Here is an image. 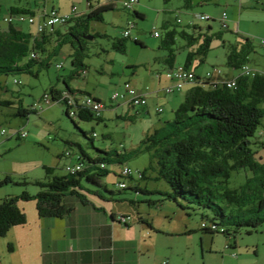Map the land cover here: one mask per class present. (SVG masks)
<instances>
[{
  "label": "rangeland",
  "instance_id": "rangeland-1",
  "mask_svg": "<svg viewBox=\"0 0 264 264\" xmlns=\"http://www.w3.org/2000/svg\"><path fill=\"white\" fill-rule=\"evenodd\" d=\"M106 1L95 0L93 3L104 4ZM125 1H114V8L104 14L103 20L90 23L89 37H84L85 45L82 48L78 42L77 48H74L71 42H61L55 47L46 46V50L41 51V58L30 66L32 72L20 70L0 76V82L4 86L0 88V98L16 102L20 98L23 105L29 107L38 102L41 96L49 93L52 85L64 87L63 76L68 77L71 68H74L73 53L79 50L84 55L82 60L88 71L83 77H75L71 85L75 88L81 86V90L100 98L106 106L103 110L105 118L101 121H85L78 116H74L72 120L66 113V105L56 101L41 102L37 106L38 111L32 112L27 120L14 115L11 107L1 106L0 131L5 129L6 133L0 134V181L9 175L13 182L0 186V204L8 195L15 196L23 190L36 194L42 190L34 183L36 179L45 181L53 174H68L65 167L72 159L65 156V153L74 154L73 158L76 160L82 153V146L84 152L92 157L99 154L110 158L106 163L110 172L100 178L102 185L89 183L83 178V193L108 209L122 208L126 211L127 214L124 215L130 217V235L140 236L142 232L147 233L149 237L144 239L147 242L154 237L153 245L146 253L148 264H164L168 261L171 264H264V224L251 232L241 227L236 235L200 229L202 220L210 221L213 212L186 198L181 197L178 201L171 199L169 194H172L173 190L170 184L164 178H159L156 169L150 167L153 164L152 156L144 150V140L164 126L162 120L174 119V111L183 102L190 87L186 85L181 91L167 94L166 97L178 98L179 102L174 104L172 100L161 113L157 108L158 112L153 111L150 114L136 111L124 113L117 105L123 104V99L112 100L114 91L125 90V83L129 78L133 79V82H130L135 88H142L144 84L152 86L150 79L157 78L159 73L155 63L157 57L167 52L160 48L165 33L169 29H176L178 32L185 29L193 33L194 27L190 26L193 23L190 22L194 21L197 26L206 30L211 26V29H208L210 35L215 34L206 61L199 63L195 70L192 68L195 73L205 76L207 72H213L215 69L229 71L230 67L226 64L228 47L223 43L226 41L227 45L236 44L243 41L244 37H249L255 45L254 52L251 53L253 60L249 65L264 71V47L261 44L262 39L264 40V0H191L188 6L185 0H141L129 9L123 7ZM0 3L4 19L13 5L29 8L35 12L36 20L45 17L54 7L64 11L69 9L71 12L74 6L78 14L87 9V0H0ZM137 8H140L141 11L138 12L144 13L145 17L136 15ZM199 12L209 14L213 19L205 21L195 18L194 15ZM224 12L227 13V19L223 18ZM59 13L65 14L60 11ZM23 16L25 19L22 20L20 15H14V25L20 29L23 26V30H29L34 36L37 28L29 22V13ZM131 22L136 25L131 28L129 37L125 39V51H116L111 47L112 40L123 39V33L130 29ZM64 23L57 25L56 29ZM2 24L4 27L8 26L6 21H2ZM224 24L228 28L224 27ZM155 29L159 31L158 36L153 34ZM54 31L55 29L43 35L54 36ZM217 33H220V37ZM135 38L144 45L136 43ZM178 40L185 41L179 35ZM70 53L72 55L69 56ZM27 58H22L20 65H24ZM177 58L179 62H185L186 50L178 51ZM59 64L62 65L61 68L58 67ZM15 80L20 82L15 83ZM260 130L261 136L264 137V117ZM21 131H26L27 137H17L16 134ZM94 133L97 136L94 137ZM252 146L264 157V150L260 146ZM97 148L103 152H99ZM117 153L124 154L122 162L116 161ZM59 160L61 162L57 165ZM124 165L133 170H142L146 178L122 176L119 172ZM49 166L54 168V173L48 172L46 167ZM249 174L244 168L233 171L228 185L232 189L238 188L247 180ZM24 180L28 183H21ZM138 181L143 187L148 185L149 193H139L135 207L129 206L127 202L103 200L96 193L97 190L101 191L110 198L111 190L119 192V182L129 186ZM125 192L135 193L130 191V188H126ZM23 202L27 204L28 210L36 205L34 199ZM141 215L149 217L154 228L143 226L142 230L138 226ZM227 226L228 224H225L220 227L225 229ZM226 244L233 247L228 249ZM1 247H5L7 251L8 240L5 237L0 238ZM18 247L14 256H5V264H42L44 253L38 245L32 250Z\"/></svg>",
  "mask_w": 264,
  "mask_h": 264
},
{
  "label": "trees",
  "instance_id": "trees-1",
  "mask_svg": "<svg viewBox=\"0 0 264 264\" xmlns=\"http://www.w3.org/2000/svg\"><path fill=\"white\" fill-rule=\"evenodd\" d=\"M93 1L95 0H87L88 10L72 16L61 25L62 30L58 27L55 29L53 35L56 37L58 46L61 42H71L72 46L77 48L76 43L78 42L82 48L85 45L84 37H89L90 23L103 20L104 14L114 8L113 2L116 0H107L104 4H94ZM185 1L187 6L191 4V0ZM1 13L0 3V76L20 70L32 72L29 68L41 58V51L46 50L42 44L48 35L42 33L33 36L28 31L15 26L13 21L8 22V26L4 28L2 24L4 18ZM26 13H29L31 17L35 14L27 7L13 5L9 8L8 16L13 17ZM136 15L145 17L138 11ZM192 25L190 26L194 27L193 33L185 29L181 32L169 29L165 33L160 48L167 51L163 57V63L168 66L169 71L179 66L190 69L193 62L199 64L206 61L215 34L210 35L208 29H211V26L206 30L197 24ZM178 35L185 41H179ZM216 35L220 37V33ZM128 37L112 40V48L116 51H125L127 46L125 39ZM243 39L236 44L227 45L226 41L223 43L228 47L226 64L231 71L236 72L220 70L222 76L220 81L196 73L197 77L193 83L189 84L192 86L185 93L183 102L174 111V119L167 120L164 126L155 130L144 140V150L152 156L153 164L150 167L156 169L158 177L164 178L173 190L169 197L175 201L181 197L186 198L196 202L200 207L210 209L213 217L210 221L203 219L202 222H205L206 226L200 229L214 233L224 232L229 235H236L241 227L251 232L264 224V157L252 146L256 144L264 150V137L261 136L262 131L260 130L264 117V71L256 69L258 72L252 76L242 73L245 64L250 66L253 60L251 53L255 49L249 37ZM135 42L144 45L137 38ZM181 50H186L185 62L176 64L177 53ZM32 52L36 54V57L30 58ZM24 57H28L27 62L20 65V60ZM73 57L74 68H71L68 77L63 76L65 88L59 89L56 85H52L49 93L46 94L49 95L50 102L65 104L66 113L71 116L72 120L74 116H78L79 119L85 121L92 119L101 121L103 110L106 108L105 103L84 90L74 89L70 84L75 77H83L88 71L87 65L83 63L84 55L81 51L76 50ZM75 66H81V68L78 67V69ZM232 79L235 82L234 86L228 85ZM3 87L0 82V88ZM43 96L38 101H41ZM85 96L94 97L102 102L103 108L98 110L87 106L86 103H81ZM70 99H73L74 103L71 104ZM32 105L24 106L20 98L17 102L0 98V107H11L14 115H19L26 120L32 112L38 111V108H31ZM16 135L20 137L19 134ZM93 136H97L96 133ZM80 148L82 153L75 161L82 164L79 171L68 172L61 176L53 174L45 181L36 179L34 183L42 189L36 194L23 190L18 195H8L3 199L0 204V237L6 235L12 227L27 223L28 216L19 206L23 200L34 199L39 216L53 218L69 215L73 211V208L65 201L67 196H75L84 204H92L83 193L85 189L83 178L89 183L102 185L100 178L110 172L106 167L110 158L99 154L92 157L84 152L82 146ZM97 150L103 152L98 148ZM71 155L70 152L65 153V156ZM124 157V154L117 153L116 161L122 162ZM46 168L49 173H54L53 167ZM240 168H244L250 174L238 188L232 189L228 181L233 171ZM137 170L140 175H123L122 171L119 173L128 178H146L142 170ZM8 182H13L9 175L0 181V186ZM16 183L20 184V182ZM21 183L27 184L28 182L24 180ZM96 193L99 196L103 194L98 190ZM111 193H114L113 190ZM225 224H228L225 229L220 227ZM228 246L233 247L231 244Z\"/></svg>",
  "mask_w": 264,
  "mask_h": 264
},
{
  "label": "crops",
  "instance_id": "crops-1",
  "mask_svg": "<svg viewBox=\"0 0 264 264\" xmlns=\"http://www.w3.org/2000/svg\"><path fill=\"white\" fill-rule=\"evenodd\" d=\"M140 1L141 0H139V2ZM87 10L88 6L86 10L80 13H84ZM138 10L141 11L140 8H137V11ZM59 11L61 13H67L70 10L65 9L64 11L59 8ZM141 14L145 16L144 13ZM197 14L198 13L194 15L195 18H197ZM39 20H41V18L38 20L35 19L31 24L35 25L37 28ZM190 23L196 24L195 21ZM21 29H24L23 26ZM58 29L62 30L63 27H58ZM28 32L32 34L29 30ZM35 35H37V31ZM57 44L56 37L48 35L42 45L44 49H46V46L54 45L55 47ZM164 56L165 54L161 57H157L155 62L156 65H158L156 68L159 70V73L157 74V78L154 77L150 79L153 85L144 84L145 86L142 85V88H137L148 93L147 105L133 106L130 102L123 99V104L117 105L120 107L119 109H123L124 113H133L136 111L138 113L144 112L150 114L153 111L156 112L158 106H162L164 109L172 100L174 104L179 102L178 98L166 97V87L175 84V82L172 78L168 77L169 69L168 66L163 63ZM176 64H183V62H179L177 58ZM197 65L198 62H193L190 68L195 70ZM229 72L235 73L233 70H229ZM127 81L133 82V79L129 78ZM55 85L59 89L65 88L58 84ZM187 86L191 88L192 85L188 84ZM72 87L74 89H82L81 86L78 88ZM102 117L103 119L105 118L104 112ZM167 120L165 119L162 121L165 124ZM73 155L74 154L70 156L72 159L70 163L77 160V157L75 160ZM60 162L59 160L57 165H59ZM124 188L125 189L119 187V192L116 191L111 193L110 198L104 194H100V197L103 200H112V202L116 203L127 202L129 206L135 207L139 200V193H149L148 185L143 187L139 181L129 186L126 185ZM126 188H130V191L135 193L131 192L128 194L125 192ZM90 200L92 204H84L75 196H67L65 201L68 206L73 208V211L69 215L57 218L40 217L35 206L28 210L27 204L23 202L24 200L21 201L19 206L24 209L28 216L27 223L25 225L14 226L6 235L1 236L8 240V248L7 251H5V247L0 248V264L6 263L5 256L7 254L14 256L17 253L16 248L18 246L32 250L36 245H38L44 253L42 264H148L149 260H147L148 257H146V253L150 251L154 237L147 242L144 240L149 237L147 233L142 232L140 236L135 234V236L130 235L129 229H131V224L128 226L123 225L115 218L117 214H127L126 211H123L122 208L108 209L104 204H98L93 201V199ZM138 226L141 229L143 226H147L149 229L154 228L149 217L143 215L140 216ZM168 264L171 263L168 261Z\"/></svg>",
  "mask_w": 264,
  "mask_h": 264
},
{
  "label": "built area",
  "instance_id": "built-area-1",
  "mask_svg": "<svg viewBox=\"0 0 264 264\" xmlns=\"http://www.w3.org/2000/svg\"><path fill=\"white\" fill-rule=\"evenodd\" d=\"M137 2H139V0H126L125 2H123V6L127 7V8H131L132 5L134 3H137ZM77 14L78 13H77L76 7H74V6H73L71 12L65 13V14H60L59 10L54 7L48 14L45 15V17H43V18H41V20H39V22L37 23V32H38V34L46 33V32H52L54 29H56L57 25H60L64 22H66L72 16H75ZM20 16L22 17V20L25 19L23 15H20ZM196 16L198 19L205 20V21L213 19L211 17V15L205 14V13H198ZM223 18L227 19V13L226 12L223 13ZM5 20L7 22L13 21L11 16H8ZM34 20H35L34 16L33 17L30 16L29 22L33 23ZM135 25H136L135 23L131 22L130 29L124 31V33H123L125 37L129 36L131 28H134ZM224 27H227V26L224 24ZM158 32L159 31H157L155 29L153 34L155 36H158L159 35ZM261 44L264 47V40L263 39L261 41ZM34 57H36L35 53H33L31 55V58H34ZM61 66L62 65H60V64L58 65V67H61ZM256 72H258V71L256 69H253L250 66H248V64H245L242 68V73L248 74L249 76L255 75ZM168 77L174 79L175 84L168 86L165 89V93H172L173 91L181 90V88L183 86H185L186 84L193 83L195 81V78L197 77V75L192 68L189 69V67L187 68L184 66H179L176 69L174 68L173 70L169 71ZM206 77H211V78L213 77L212 78L213 80H219L220 81L222 79L221 78L222 77L221 71L219 69H215L213 72L209 71V72H207ZM15 82H20V81L16 80ZM228 85H233V86L235 85V82L233 81V79L228 82ZM112 99H115V100L124 99V100H127L128 102H130L131 104H133L135 106L136 105H147V103H148V95L145 92H142L139 89L133 87L129 82L125 83V90L123 92L114 91V93L112 94ZM41 102L49 103L50 102L49 95L45 94L43 96V99L41 101L34 103L33 106H31V108H33V109L38 108L37 106ZM70 103L71 104L74 103L73 99H70ZM81 103H86L87 106H92L94 109H98V110L99 109L101 110L103 108V103L100 101H97L94 97H91V96H85L84 99L81 100ZM157 110L159 111V113H161L163 111V108L158 106ZM5 133H6L5 129H2L0 131L1 135H4ZM19 134H20L19 135L20 137H25V136L27 137L26 131H21V132H19ZM65 168L69 173H75L76 171H79L82 168V164L79 161L75 162V163H70V164L68 163ZM122 174L128 175V176H134V175H140V172L138 170L131 169L130 167H128V165H124L122 168ZM126 185L127 184L124 182L118 183V186L120 188H124V187H126ZM116 219L118 221H120V223L127 225V224H129L128 222L130 220V217H127V215H124V214H117ZM205 224H206L205 222H201L200 225H201V227H205L206 226ZM226 248L229 249L228 244H226ZM234 253L235 252H233V254ZM164 264H168V262H165Z\"/></svg>",
  "mask_w": 264,
  "mask_h": 264
},
{
  "label": "clouds",
  "instance_id": "clouds-1",
  "mask_svg": "<svg viewBox=\"0 0 264 264\" xmlns=\"http://www.w3.org/2000/svg\"><path fill=\"white\" fill-rule=\"evenodd\" d=\"M7 17H8V16H7ZM7 17H6V18H7ZM6 18H5V19H6ZM5 19H4V21H6ZM6 22H7V21H6ZM7 23H8V22H7Z\"/></svg>",
  "mask_w": 264,
  "mask_h": 264
},
{
  "label": "bare ground",
  "instance_id": "bare-ground-1",
  "mask_svg": "<svg viewBox=\"0 0 264 264\" xmlns=\"http://www.w3.org/2000/svg\"><path fill=\"white\" fill-rule=\"evenodd\" d=\"M61 68V67H60ZM167 94H169V93H167ZM49 100H50V98H49ZM83 100V99H82Z\"/></svg>",
  "mask_w": 264,
  "mask_h": 264
}]
</instances>
